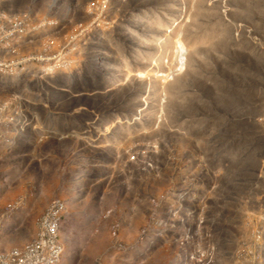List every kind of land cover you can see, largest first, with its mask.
I'll return each mask as SVG.
<instances>
[{"label": "rangeland", "instance_id": "374dc122", "mask_svg": "<svg viewBox=\"0 0 264 264\" xmlns=\"http://www.w3.org/2000/svg\"><path fill=\"white\" fill-rule=\"evenodd\" d=\"M0 32V264H264V0H0Z\"/></svg>", "mask_w": 264, "mask_h": 264}, {"label": "built area", "instance_id": "2783aa9c", "mask_svg": "<svg viewBox=\"0 0 264 264\" xmlns=\"http://www.w3.org/2000/svg\"><path fill=\"white\" fill-rule=\"evenodd\" d=\"M6 37H7L6 34L4 35V34H2V32H0V54L3 53L4 56H5V53H7V50H6V46H5L2 42L6 39ZM19 40H20V38H19ZM4 42H5V41H4ZM20 42H21V41H20ZM11 49H13V48H11ZM4 58L7 59L6 56H5ZM0 60H1V59H0ZM5 69H7V65H6V63H5ZM54 101H55V100H54ZM4 130H5V124H0V134H2ZM7 134H8V133H6L5 136H7ZM12 134H13V133H12ZM13 135H14V134H13ZM85 186H86V185H84L83 189L85 188ZM48 214H50V212H47L45 215H48ZM42 227H43V225H42ZM43 244H44V242L39 243L36 247L41 248V247L43 246ZM9 259H11L10 264H17L18 262H20L18 256H16V257H9V258H6L7 261H6L5 259H4L3 261L8 262ZM20 264H21V263H20Z\"/></svg>", "mask_w": 264, "mask_h": 264}, {"label": "bare ground", "instance_id": "6f19581e", "mask_svg": "<svg viewBox=\"0 0 264 264\" xmlns=\"http://www.w3.org/2000/svg\"><path fill=\"white\" fill-rule=\"evenodd\" d=\"M179 61V60H178ZM100 64V63H99Z\"/></svg>", "mask_w": 264, "mask_h": 264}]
</instances>
